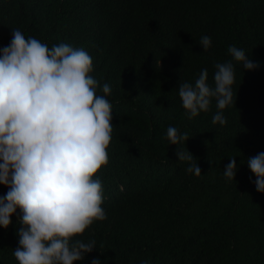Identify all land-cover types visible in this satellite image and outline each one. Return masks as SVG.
Segmentation results:
<instances>
[{
    "label": "trees",
    "instance_id": "16d2710c",
    "mask_svg": "<svg viewBox=\"0 0 264 264\" xmlns=\"http://www.w3.org/2000/svg\"><path fill=\"white\" fill-rule=\"evenodd\" d=\"M12 29L48 47L83 48L97 93L104 83L112 89L108 164L96 177L107 219L79 237L97 249L76 264H264V194L247 163L264 152V0H0V49ZM202 36L211 37L208 52ZM230 45L259 67L235 66L225 125L212 124L215 100L189 120L180 82L207 69L211 84ZM169 126L188 133L200 177L178 160ZM233 157L229 181L223 170ZM6 192L0 185V196ZM20 216L0 228V264H17Z\"/></svg>",
    "mask_w": 264,
    "mask_h": 264
},
{
    "label": "clouds",
    "instance_id": "9594fccd",
    "mask_svg": "<svg viewBox=\"0 0 264 264\" xmlns=\"http://www.w3.org/2000/svg\"><path fill=\"white\" fill-rule=\"evenodd\" d=\"M209 36L200 47L208 52ZM230 60L201 70L193 82H180L178 96L189 120L207 113L215 100L212 124L225 125L224 110L234 102L235 66L253 71L259 67L234 45ZM91 56L68 44L48 47L35 37L12 29L9 45L0 49V228L21 213L17 231V264H76L96 248L95 240L79 239L94 222L107 219L102 207L103 187L98 173L108 164L112 140L113 106L107 97L111 86L99 82ZM169 145L177 148L186 171L200 177L196 158L186 148L187 132L166 130ZM184 145V147H179ZM224 177L235 180V157L229 158ZM255 175L256 191L264 194V152L247 161ZM92 264H101L98 258ZM148 264V261H142Z\"/></svg>",
    "mask_w": 264,
    "mask_h": 264
}]
</instances>
